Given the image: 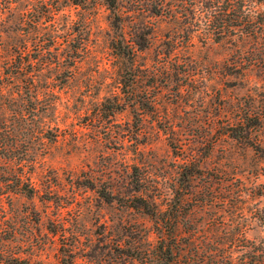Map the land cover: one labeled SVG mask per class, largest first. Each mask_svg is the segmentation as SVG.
<instances>
[{"label": "rangeland", "instance_id": "1", "mask_svg": "<svg viewBox=\"0 0 264 264\" xmlns=\"http://www.w3.org/2000/svg\"><path fill=\"white\" fill-rule=\"evenodd\" d=\"M160 2L0 0V72L24 65L0 95L39 110L17 122L34 134L17 154L36 192L16 190L1 159L0 264L156 262L138 196L178 206L199 262L220 242L203 264L263 256L264 28L217 35L203 1Z\"/></svg>", "mask_w": 264, "mask_h": 264}, {"label": "trees", "instance_id": "2", "mask_svg": "<svg viewBox=\"0 0 264 264\" xmlns=\"http://www.w3.org/2000/svg\"><path fill=\"white\" fill-rule=\"evenodd\" d=\"M114 1L115 0H111V2ZM200 1H203L205 4L198 7L200 10L199 15L202 16L204 14V17H206L209 21L208 24H210L213 31L216 32L217 35H223L229 26H233V33L245 35L256 36L263 31L264 12L258 9V4L262 2V0ZM159 4H162V0ZM204 6L206 8H204ZM50 39L51 44L57 42V36L55 34L51 35ZM15 66L18 71L21 69L23 70L24 67V65H22V61L17 62ZM18 71H10V67L7 66L5 71L0 72V92L2 83L6 80L13 82ZM28 90L33 93L31 97L37 96V93L34 89ZM14 100L15 96H13V93L11 92L6 97H4L3 93L0 95V166L1 159H5V162L7 163V169L5 172L7 176H11L9 180H16V185H14V188L30 195L36 192V186L32 182L31 177L22 171L23 164H21V162L26 158L23 157L25 153L18 155L17 152L23 146H25L23 152L27 151L26 146L29 144L34 134L27 133L25 130L20 131L21 126H18L19 123L17 122L22 121L24 123L29 116H38L39 110L34 109L32 113H29V115H27V113L23 112L22 110L14 109L11 111V106L14 104ZM48 106L49 105H46L45 108H48ZM47 127L49 129L50 125ZM42 128L45 127H40L35 131L37 133L36 136L43 132ZM56 136L57 134L55 133H52V135H47V137L51 140L55 139ZM12 161H16L15 163L19 165L18 169L14 170L12 163L11 166H9L10 162ZM2 186L3 183H0V193L3 192ZM101 194L107 199L115 197L114 193H112L110 189H102ZM137 198L140 201L138 203H134L135 205L129 206H133L153 218L155 222V228L158 233V239L154 249L157 255V261H151L150 264H203L206 257L213 255L215 260L216 257H218L217 259L220 260L217 250L221 248V245L220 242H218L216 248L211 249V251L210 249L205 250V252H208V254H204L199 262L196 254L192 252V245L195 243L197 230L191 229L189 235L190 238H188V241L186 243L181 242L182 240L179 232V216L177 205H169L164 208L162 205H155V203L144 199L142 196H138ZM208 242L210 241H207V243L205 242V244H208ZM253 256L255 264H264V254L261 256L258 252V249L254 250ZM61 261L62 264H73V254L70 252L63 254ZM229 264H234V260L232 258H230Z\"/></svg>", "mask_w": 264, "mask_h": 264}]
</instances>
